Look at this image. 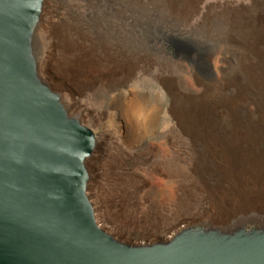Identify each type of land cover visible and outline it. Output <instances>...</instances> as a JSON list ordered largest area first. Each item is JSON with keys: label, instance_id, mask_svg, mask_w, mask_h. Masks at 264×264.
I'll use <instances>...</instances> for the list:
<instances>
[{"label": "rangeland", "instance_id": "obj_1", "mask_svg": "<svg viewBox=\"0 0 264 264\" xmlns=\"http://www.w3.org/2000/svg\"><path fill=\"white\" fill-rule=\"evenodd\" d=\"M55 1L68 14L72 8L78 9L72 19L67 17V36L75 40V31L80 32L84 37L79 40L80 52L99 39L118 60H124L130 50L149 56L148 61L139 63L133 81L122 91L109 93L104 79L83 93L68 83V91L52 89L63 104H69V115L96 136L94 152L86 160L90 176L87 194L101 227L129 245L165 242L187 226L228 233L240 228H264V209L239 216L231 213L215 221L212 195L193 173L200 154L218 163L226 155L240 159L242 153L234 148L251 142L236 134L202 132L198 134L202 150H196L192 137L176 125L170 113L171 99L164 91L166 82L183 92L184 82L194 89L189 81L193 75L214 79L209 56L217 50L216 41L205 38L207 32L202 29L184 33L178 23H172L175 17L152 6L158 0ZM32 48L38 72L40 67L44 71L39 74L42 80L48 86L58 84L50 63L60 56V50L48 26L34 30ZM222 145L230 151L222 150ZM168 179H175L180 186L173 200L165 192ZM117 210L131 214L130 221L117 219L113 215Z\"/></svg>", "mask_w": 264, "mask_h": 264}, {"label": "water", "instance_id": "obj_2", "mask_svg": "<svg viewBox=\"0 0 264 264\" xmlns=\"http://www.w3.org/2000/svg\"><path fill=\"white\" fill-rule=\"evenodd\" d=\"M42 3L0 0V264H264V228L129 245L101 227L85 165L96 136L38 73Z\"/></svg>", "mask_w": 264, "mask_h": 264}, {"label": "bare ground", "instance_id": "obj_3", "mask_svg": "<svg viewBox=\"0 0 264 264\" xmlns=\"http://www.w3.org/2000/svg\"><path fill=\"white\" fill-rule=\"evenodd\" d=\"M90 1L73 0V4ZM152 6L161 7L175 17L171 18L172 23H178L184 33L202 29L207 32L205 38L215 40L218 46L209 56L214 79L208 81L193 75L189 81L194 89L184 82L185 92L175 84L164 83L176 125L192 137L198 151L202 150L198 137L202 132L236 134L251 142V145L234 148L242 153L240 159L226 155L225 160L218 163L200 154L194 162L193 173L202 188L212 195L214 220H224L231 213L239 216L264 209V0H158ZM72 10L68 14L55 0L42 3L35 31L48 26L60 50V56L50 63L52 76L58 79V84L49 83V87L68 91L65 86L68 83L83 93L104 79L108 81L105 85L109 93L127 88L139 63L148 61L149 56L130 50L124 60H118L99 39L80 52L79 40H84L80 32L75 31V40L67 36V17L72 19L78 12V9ZM41 68L39 71L43 74ZM64 106L68 110L69 104ZM221 148L230 151V147L222 145ZM89 181L90 176L87 190ZM178 186L175 179L167 180L168 199H175ZM113 215L117 219L122 217L125 222L131 218V214H121L119 210Z\"/></svg>", "mask_w": 264, "mask_h": 264}]
</instances>
